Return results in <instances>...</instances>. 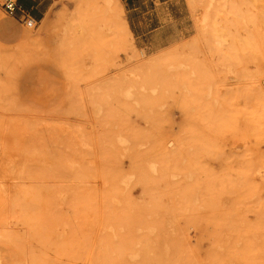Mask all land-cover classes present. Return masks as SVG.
I'll return each mask as SVG.
<instances>
[{
    "label": "rangeland",
    "instance_id": "obj_1",
    "mask_svg": "<svg viewBox=\"0 0 264 264\" xmlns=\"http://www.w3.org/2000/svg\"><path fill=\"white\" fill-rule=\"evenodd\" d=\"M46 5L0 41V264H264V0L150 2L143 41Z\"/></svg>",
    "mask_w": 264,
    "mask_h": 264
},
{
    "label": "crops",
    "instance_id": "obj_2",
    "mask_svg": "<svg viewBox=\"0 0 264 264\" xmlns=\"http://www.w3.org/2000/svg\"><path fill=\"white\" fill-rule=\"evenodd\" d=\"M48 0H17L18 5L27 14V16L33 19L35 22L40 18V15L47 9ZM138 1L139 3L136 4ZM158 1L159 3H168L171 0H123L124 8L130 17H133L132 12H136V18L139 21L134 22L133 20H128V28L130 32L136 37L139 38L140 41H143L142 37L146 34L152 33L154 29L145 30L142 29V26L147 25L145 21V13L144 9H148V5L150 2L155 3ZM141 13V14H138ZM20 12H18L15 16H7L3 19H0V41L4 43H13L20 39L21 37V22L19 21ZM141 28V29H138ZM156 36L160 34L159 31L154 33ZM176 36V33H174Z\"/></svg>",
    "mask_w": 264,
    "mask_h": 264
},
{
    "label": "built area",
    "instance_id": "obj_3",
    "mask_svg": "<svg viewBox=\"0 0 264 264\" xmlns=\"http://www.w3.org/2000/svg\"><path fill=\"white\" fill-rule=\"evenodd\" d=\"M0 8L6 13L8 16H15L18 12H20L19 21L24 23L27 26L35 25V21L27 16L26 13L20 8L17 0H0Z\"/></svg>",
    "mask_w": 264,
    "mask_h": 264
},
{
    "label": "bare ground",
    "instance_id": "obj_4",
    "mask_svg": "<svg viewBox=\"0 0 264 264\" xmlns=\"http://www.w3.org/2000/svg\"><path fill=\"white\" fill-rule=\"evenodd\" d=\"M123 23H124V22H123ZM124 25H125V24H124ZM257 80H258V79L254 77V79H253V83H258ZM257 85H258V84H257Z\"/></svg>",
    "mask_w": 264,
    "mask_h": 264
}]
</instances>
